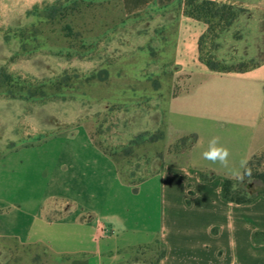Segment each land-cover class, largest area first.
I'll return each instance as SVG.
<instances>
[{"label": "crops", "instance_id": "0c3cea01", "mask_svg": "<svg viewBox=\"0 0 264 264\" xmlns=\"http://www.w3.org/2000/svg\"><path fill=\"white\" fill-rule=\"evenodd\" d=\"M173 1L120 0V8L132 16ZM218 1L247 15L226 37L203 42L208 56L243 37L256 39L264 28V0ZM253 13L263 18L252 20ZM169 24L165 150L158 166L133 185L76 114L60 116L57 130L37 123L35 137L13 132L16 116L8 125L13 136L0 140L9 143L0 148L1 241L68 257V264H133L137 251L156 243L163 251L157 264H264V238H254L264 235V197L247 204L221 197L223 179L238 178L264 151V58L242 72L212 71L200 60L199 39L208 26L183 14ZM13 100L19 99L0 98V127ZM192 135L186 149L168 152ZM213 138L230 152L225 165L203 157ZM200 173L213 177L202 180Z\"/></svg>", "mask_w": 264, "mask_h": 264}, {"label": "rangeland", "instance_id": "374dc122", "mask_svg": "<svg viewBox=\"0 0 264 264\" xmlns=\"http://www.w3.org/2000/svg\"><path fill=\"white\" fill-rule=\"evenodd\" d=\"M181 1L125 16L120 0H0V98L19 99L7 108L0 140L13 136L8 125L16 116L13 132L35 137L31 134L37 123L46 131L57 130L63 116L73 113L78 123L86 124L93 142L116 161L124 178L135 181L152 172L165 150L163 101L170 77L164 43L169 23L184 15ZM250 18L263 17L253 13ZM263 34L264 28L256 39L243 37L210 57L203 46L202 54L213 61L226 59L216 62L222 67L250 66L264 58ZM36 111L43 115L34 116ZM141 132L163 138L129 146ZM191 143L187 138L169 150L175 154ZM251 163L256 175H264V151ZM254 182L253 194L261 191L259 179ZM161 253L156 243L137 251L133 264H157ZM69 261L0 240V264Z\"/></svg>", "mask_w": 264, "mask_h": 264}, {"label": "trees", "instance_id": "16d2710c", "mask_svg": "<svg viewBox=\"0 0 264 264\" xmlns=\"http://www.w3.org/2000/svg\"><path fill=\"white\" fill-rule=\"evenodd\" d=\"M230 1H244V0H230ZM182 5L185 7L184 9V15L204 22L207 27V32L205 35H203L199 39V46H200V60L204 61L206 66L212 70L217 72H242L248 68V66H241V65H231L228 67H222L221 63H216L214 61H211L210 58H206L202 54V48L201 45L203 42H206V40L218 38V37H226V33L228 32L229 28H232V26H238L242 21L246 19L247 11L240 7H234L232 5L223 3L218 0H182ZM239 30V28H236ZM239 32H236L234 36L238 38ZM210 57V55L208 56ZM241 64V63H239ZM253 65V64H252ZM251 66V65H250ZM6 76V75H5ZM13 98V97H11ZM27 99V97H25ZM23 98V100L25 99ZM25 99V100H26ZM163 138V134L160 135V137L155 138L153 135L147 133V132H141L137 135H135L133 138L129 141V146H137L144 142H153L156 140H160ZM190 139L193 141L195 137L189 136L179 139L177 142L181 143L185 139ZM172 146V145H171ZM170 148V147H169ZM168 148L169 153H173ZM187 148V147H186ZM186 148L180 149L177 152H180ZM176 152V153H177ZM255 157L252 156L251 159L247 162L245 168L243 169L240 176L243 177V179L235 178H224L221 185V197L228 202L235 203V204H247L252 202L258 197H264V181L261 182L260 178H264V175L258 174L254 172L252 168V159ZM251 170V175L248 174V170ZM144 176L138 178L137 180L133 181L130 179L133 185H136L139 183ZM213 177L212 174L208 175L205 173H200V178L202 180H208ZM259 179L260 181V187L261 191H257L255 194L250 192V189L255 187L254 180ZM264 180V179H263ZM264 238V235L261 234H255L254 238L256 240H259L260 238ZM163 255V251L160 256Z\"/></svg>", "mask_w": 264, "mask_h": 264}, {"label": "clouds", "instance_id": "9594fccd", "mask_svg": "<svg viewBox=\"0 0 264 264\" xmlns=\"http://www.w3.org/2000/svg\"><path fill=\"white\" fill-rule=\"evenodd\" d=\"M230 152L227 147L220 144L218 138H213L209 141L208 149L203 153L204 159L212 162V163H220L221 165L227 164L228 157ZM248 174L251 175V170H248ZM239 179H243L242 176L236 174Z\"/></svg>", "mask_w": 264, "mask_h": 264}]
</instances>
